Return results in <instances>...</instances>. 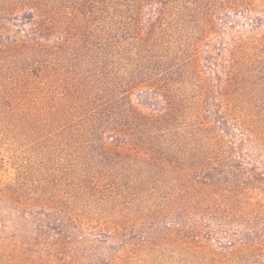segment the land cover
<instances>
[{"label": "rangeland", "instance_id": "374dc122", "mask_svg": "<svg viewBox=\"0 0 264 264\" xmlns=\"http://www.w3.org/2000/svg\"><path fill=\"white\" fill-rule=\"evenodd\" d=\"M0 264H264V0H0Z\"/></svg>", "mask_w": 264, "mask_h": 264}]
</instances>
